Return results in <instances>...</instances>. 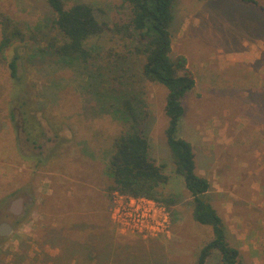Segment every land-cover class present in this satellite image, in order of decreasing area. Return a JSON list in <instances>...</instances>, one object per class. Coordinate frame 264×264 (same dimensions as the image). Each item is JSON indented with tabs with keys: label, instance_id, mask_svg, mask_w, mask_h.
<instances>
[{
	"label": "rangeland",
	"instance_id": "1",
	"mask_svg": "<svg viewBox=\"0 0 264 264\" xmlns=\"http://www.w3.org/2000/svg\"><path fill=\"white\" fill-rule=\"evenodd\" d=\"M65 2L68 7L89 2L100 20L111 23L122 16V0ZM200 3L176 0L174 5L171 55H185L196 77V86L183 99L179 135L192 143L198 172L211 178L208 198L218 212L223 200L216 196V191L222 192L217 171L227 167L231 170L228 179L241 184L237 191L228 182L224 190L234 198L226 199L235 209L253 213L249 221L255 229L240 227L235 232L238 236L229 232V239L245 246L243 264H264V127L255 121L264 120V69L259 68L261 63H253L254 55L233 51L247 36L232 30L231 15L219 19L223 32L218 37L210 38L196 28L208 9H201ZM226 7V2H220L218 13ZM0 10L31 27L47 24L55 16L46 0H0ZM256 29L264 30V23ZM111 38L104 33L92 42L96 50L105 52L117 45ZM16 47L8 51L9 58ZM17 49L21 54L18 83L24 85L23 92L12 79L8 63L0 62V226L3 222L12 226L10 233H0V264H196L200 249L214 233L212 226L195 220L184 178L174 172L166 137L168 88L142 77L143 61L138 59L113 68L106 59L86 67H64L55 55L37 50L35 44L19 43ZM109 87L137 89L150 105L151 116L144 126L151 155L171 175L165 192L179 197L170 210L175 217L174 221L171 217L170 235L121 234L112 225L105 166L114 138L125 124L108 112V103L104 106L114 92ZM24 101L38 126L35 130L34 121L29 128L40 132L36 144L24 130L20 109ZM241 160L249 163L245 173L254 180L249 186L241 182L245 176ZM239 194L245 198L239 199ZM79 195L84 197L80 204ZM18 197L23 198V206L15 213L11 206ZM66 199L75 205L68 206ZM80 218L87 222L84 227ZM254 245L252 257L249 250ZM208 264H221L219 251Z\"/></svg>",
	"mask_w": 264,
	"mask_h": 264
},
{
	"label": "trees",
	"instance_id": "2",
	"mask_svg": "<svg viewBox=\"0 0 264 264\" xmlns=\"http://www.w3.org/2000/svg\"><path fill=\"white\" fill-rule=\"evenodd\" d=\"M46 1L55 16L49 18L47 24L35 27L15 21L0 10V62L8 63L12 79L20 86L19 92L24 91V85L18 83L19 43L35 44L37 50L55 55L59 65L64 67H86L102 59H106L112 68L125 65L131 59L143 61L142 77L163 84L169 90L165 106L169 117L166 137L174 172L184 178L195 220L213 228V238L200 249L196 264H208L216 250L221 254V264H243L240 249L231 243L223 217L208 198L211 182L197 170L193 145L179 135L185 112L183 99L196 86V77L185 55L180 54L175 58L171 55V27L176 0H122L119 5L122 16L113 23L100 20L89 2H76L68 7L65 0ZM242 1L258 4L257 0ZM104 33H109L117 44L105 52L96 50L92 42ZM14 46H17L16 52L9 58L8 51ZM119 77L123 78L122 74ZM114 78L124 83L118 77ZM106 103L108 112L125 124L122 132L114 138V149L105 166V177L110 180L105 188L107 194L111 197L118 190L134 196L150 197L172 211V207L179 203V197L165 192L164 186L169 183L171 175L165 172L166 165L157 163L151 155V144L144 126L151 116V110L143 92L132 87H118L104 106ZM21 104L24 130L28 139L36 144L40 132L35 133L29 128V124L35 120L30 117L27 102ZM15 111L12 108L10 114L14 122L17 119ZM255 121L264 127V120ZM36 123L35 130L38 129ZM39 149L43 152L40 145ZM38 159L43 161L40 156ZM77 199L79 204L84 201L80 195ZM66 202L68 206L75 205L72 199H66ZM172 216L174 221V214ZM80 223L83 227L87 224L83 218H80ZM112 225L116 227L113 222Z\"/></svg>",
	"mask_w": 264,
	"mask_h": 264
},
{
	"label": "crops",
	"instance_id": "3",
	"mask_svg": "<svg viewBox=\"0 0 264 264\" xmlns=\"http://www.w3.org/2000/svg\"><path fill=\"white\" fill-rule=\"evenodd\" d=\"M226 2L227 7L222 13H218L217 7L220 2ZM196 2H201L200 5L201 9H203L205 6L208 8L206 14H204L203 17L199 18L198 20V25L196 28L202 29V33L205 32L208 37H218L223 30L219 28V19L221 22V17H225L226 14L231 15L232 17V23H233V31L240 32L243 31L247 38H244V40L241 43V46L239 48L234 49L233 51L236 53H242L245 52V54L248 55H254V58L252 60L253 63H261L259 66L260 69H264V58H261V55L264 53V30H257V24L263 22L264 23V10L262 7H264V0H258V4H255L253 2H244L242 0H196ZM197 5V4H196ZM231 21V19H229ZM227 29V28H226ZM251 39V40H250ZM255 49V50H254ZM224 49H221L223 51ZM248 51V52H247ZM255 134V131L253 132V135ZM245 142H243L244 145ZM264 143V139H263ZM250 146V145H249ZM238 162L239 160L236 159ZM239 162L240 167L244 170L243 173L245 174L243 180L241 182H245V185L249 186V181H254L252 176L250 175L249 172L245 173L247 170L245 167L249 166V163L247 162ZM226 162V161H224ZM229 165L228 161L226 162L225 166ZM218 175H220V181L221 187H222V192L221 191H216V196L219 198H222V206L220 209V215L223 217V220L227 226L228 232H233L236 236H238L235 232L237 229L240 227L247 226L249 227V230H254L255 227L254 225H251V222L249 221V218L253 213H245L244 211L240 209H235V206L229 201H227L226 198H231V193H227L228 182L233 184L232 189L237 190V186H240L239 181L234 182L235 179H228L226 176L227 174L231 173L230 169H227L225 167L224 169L218 170ZM206 177H208L206 174L200 173ZM208 179L211 182V188L213 187L211 178L208 177ZM238 184V185H237ZM211 189L209 190V192ZM208 192V193H209ZM236 197V196H235ZM239 199H244L245 197L243 195H238ZM263 197H264V192H263ZM234 198V197H232ZM237 198V197H236ZM235 198V199H236ZM211 201V200H210ZM213 203V201H211ZM217 209V208H216ZM257 210V209H256ZM255 210V211H256ZM254 224V223H253ZM263 228H264V223H263ZM264 240V239H263ZM239 241L237 240V243ZM235 245V244H234ZM242 250H245V246H242L238 243V245H235ZM256 246L254 245L252 250H249L250 255L253 257L254 252H256ZM262 254L264 256V245L262 249ZM260 253V252H259ZM264 260V259H263Z\"/></svg>",
	"mask_w": 264,
	"mask_h": 264
},
{
	"label": "built area",
	"instance_id": "4",
	"mask_svg": "<svg viewBox=\"0 0 264 264\" xmlns=\"http://www.w3.org/2000/svg\"><path fill=\"white\" fill-rule=\"evenodd\" d=\"M111 220L121 234L155 237L170 235L172 213L162 203L146 196L118 190L112 193Z\"/></svg>",
	"mask_w": 264,
	"mask_h": 264
},
{
	"label": "water",
	"instance_id": "5",
	"mask_svg": "<svg viewBox=\"0 0 264 264\" xmlns=\"http://www.w3.org/2000/svg\"><path fill=\"white\" fill-rule=\"evenodd\" d=\"M22 203H23V198L18 197L16 200H14V202L11 206V210L15 213L21 212L22 206H23ZM11 230H12V226L7 222H3L0 226L1 235H6V234L10 233Z\"/></svg>",
	"mask_w": 264,
	"mask_h": 264
}]
</instances>
